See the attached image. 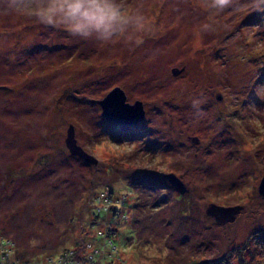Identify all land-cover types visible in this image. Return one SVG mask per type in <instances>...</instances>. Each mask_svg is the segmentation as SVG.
<instances>
[{
	"label": "rangeland",
	"instance_id": "obj_1",
	"mask_svg": "<svg viewBox=\"0 0 264 264\" xmlns=\"http://www.w3.org/2000/svg\"><path fill=\"white\" fill-rule=\"evenodd\" d=\"M109 2L121 18L101 41L46 22L63 0H0L11 259L40 264L87 240L104 264H264V0ZM117 86L144 120L103 116L96 100ZM70 127L89 159L69 149ZM212 204L241 209L222 222Z\"/></svg>",
	"mask_w": 264,
	"mask_h": 264
},
{
	"label": "clouds",
	"instance_id": "obj_2",
	"mask_svg": "<svg viewBox=\"0 0 264 264\" xmlns=\"http://www.w3.org/2000/svg\"><path fill=\"white\" fill-rule=\"evenodd\" d=\"M228 0H216V7L223 8ZM44 14L47 23H65L70 30L85 38L95 37L101 41L113 38L121 18L119 8L109 0H67L63 2V16L58 21Z\"/></svg>",
	"mask_w": 264,
	"mask_h": 264
},
{
	"label": "water",
	"instance_id": "obj_3",
	"mask_svg": "<svg viewBox=\"0 0 264 264\" xmlns=\"http://www.w3.org/2000/svg\"><path fill=\"white\" fill-rule=\"evenodd\" d=\"M173 72L178 74L181 72L179 69H174ZM102 107V114L108 120L117 121L124 124H137L139 121L144 120L146 111L142 101H136L130 103L127 101V95L125 91L117 86L112 89L106 97L101 100H96ZM69 137L67 138V145L71 150L72 154L85 156L87 159L90 156L79 147L74 138L73 127L69 129ZM166 177L169 181L176 186L182 193L187 191L185 184L178 178L177 175L171 173L167 174ZM259 192L264 196V177L261 180L259 186ZM241 206H222L212 204L207 213L214 216L218 221L228 222L233 221L236 218V214L240 211Z\"/></svg>",
	"mask_w": 264,
	"mask_h": 264
},
{
	"label": "built area",
	"instance_id": "obj_4",
	"mask_svg": "<svg viewBox=\"0 0 264 264\" xmlns=\"http://www.w3.org/2000/svg\"><path fill=\"white\" fill-rule=\"evenodd\" d=\"M107 233H108L107 229L100 230V231H98V237H102V238L106 239L107 244L110 245V247L113 251L117 250V246L114 245L113 241L111 239H108L109 236ZM9 243H10L9 240H6V239L0 237V263L3 262L2 264H4V261H6L5 264H10L9 261H10L12 255H11V248H9ZM90 249H92V250H90ZM102 250H104L103 245H102V247L98 248L97 245H95L94 243L88 242L79 248L78 247H72V248L64 249V251L60 252L59 255L52 256V258H50V259L48 257L46 260H44L40 264H104V260L99 259V255L102 254L101 253ZM12 260L13 259H11V261ZM20 260L21 259L17 257L16 260L14 259L12 261V263L13 264H21ZM23 264H25V263H23ZM26 264H28V263H26Z\"/></svg>",
	"mask_w": 264,
	"mask_h": 264
},
{
	"label": "trees",
	"instance_id": "obj_5",
	"mask_svg": "<svg viewBox=\"0 0 264 264\" xmlns=\"http://www.w3.org/2000/svg\"><path fill=\"white\" fill-rule=\"evenodd\" d=\"M99 212H100V211H98V213H99ZM99 214H100V213H99ZM112 231H113V230H112ZM107 234H108V236H109L108 239H111V240L113 241L114 245L116 246L115 241H114V239H115L114 237L116 236V235H114V234H116V233H113V232H111V230H108V233H107ZM100 238H102V237H100ZM86 241H87V240H86ZM86 241L84 242V244H86V243L89 242V241H87V242H86ZM94 242H95V244H96V241H94ZM92 243H93V242H92ZM84 244H83V245H84ZM79 247H81V246H79ZM66 249H67V248H66ZM17 257H18V255H17ZM20 258H21V257H20ZM26 258H27V257H26ZM31 260L33 261V259H30V260H29V258H27V259L24 260V262L29 264V263L31 262ZM27 261H28V262H27Z\"/></svg>",
	"mask_w": 264,
	"mask_h": 264
},
{
	"label": "snow or ice",
	"instance_id": "obj_6",
	"mask_svg": "<svg viewBox=\"0 0 264 264\" xmlns=\"http://www.w3.org/2000/svg\"><path fill=\"white\" fill-rule=\"evenodd\" d=\"M57 2H59V0H57ZM63 2H67V0H63ZM62 6V5H61Z\"/></svg>",
	"mask_w": 264,
	"mask_h": 264
}]
</instances>
